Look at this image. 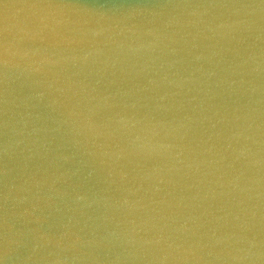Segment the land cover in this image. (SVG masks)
Returning <instances> with one entry per match:
<instances>
[{"label":"water","instance_id":"water-1","mask_svg":"<svg viewBox=\"0 0 264 264\" xmlns=\"http://www.w3.org/2000/svg\"><path fill=\"white\" fill-rule=\"evenodd\" d=\"M0 264H264V0H0Z\"/></svg>","mask_w":264,"mask_h":264}]
</instances>
